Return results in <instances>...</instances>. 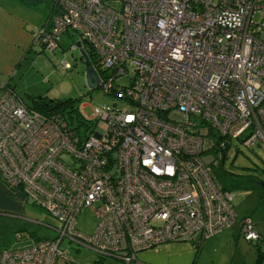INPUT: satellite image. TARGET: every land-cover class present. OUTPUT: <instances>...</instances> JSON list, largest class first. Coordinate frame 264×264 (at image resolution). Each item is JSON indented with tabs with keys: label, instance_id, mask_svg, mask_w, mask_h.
<instances>
[{
	"label": "built area",
	"instance_id": "built-area-1",
	"mask_svg": "<svg viewBox=\"0 0 264 264\" xmlns=\"http://www.w3.org/2000/svg\"><path fill=\"white\" fill-rule=\"evenodd\" d=\"M257 12L264 0H55L34 40L54 50L74 30L71 47L81 41L97 55V85L131 108L95 107L104 124L82 136L65 110L41 111L1 85L0 177L56 223L48 225L54 235L0 247V264H73L64 240L123 264H151L138 254L179 240L197 245L234 223L259 240L252 218H238L234 192L201 158L216 149L222 162L232 138L264 144ZM84 206L97 218L92 233L76 227Z\"/></svg>",
	"mask_w": 264,
	"mask_h": 264
},
{
	"label": "rangeland",
	"instance_id": "rangeland-1",
	"mask_svg": "<svg viewBox=\"0 0 264 264\" xmlns=\"http://www.w3.org/2000/svg\"><path fill=\"white\" fill-rule=\"evenodd\" d=\"M52 5L53 0H0V85L9 82L27 103L31 101L30 95L41 94L53 99L80 97L74 109L65 115L70 125L84 136L97 125L104 124L94 114L95 107L131 108V104L106 93L100 85L90 87L87 84L80 49L71 47L79 37L74 30L62 32L54 50L46 49L34 40ZM261 18L264 21V14L257 12L255 19ZM65 61L69 67L64 66ZM116 82L127 84L129 75L118 77ZM230 142L222 162L216 149L202 152L201 158L211 164L218 181L230 186L238 218L246 215L252 218L263 237L259 242L264 249V192L261 188L264 184V144L246 145L237 138ZM214 159H218L219 164H212ZM96 221L91 208L84 206L76 216V227L84 233H92ZM55 223L44 209L28 200L22 214H0V247H21L31 243L33 238L54 235L49 226ZM239 231L234 223L200 240L198 262L253 264L258 253L256 240L248 241ZM197 235L198 232L193 236L196 238ZM189 241L194 242L193 239ZM61 247L73 264H93L98 257V264H123L114 256L100 257L93 249L74 242L64 240ZM261 264H264V258Z\"/></svg>",
	"mask_w": 264,
	"mask_h": 264
},
{
	"label": "crops",
	"instance_id": "crops-1",
	"mask_svg": "<svg viewBox=\"0 0 264 264\" xmlns=\"http://www.w3.org/2000/svg\"><path fill=\"white\" fill-rule=\"evenodd\" d=\"M54 5L55 0H53V5L50 11L54 8ZM49 17L50 16H47V20L44 24L48 25ZM28 200L30 199L26 196L22 189L9 186L0 177V214H22ZM262 238L263 237L261 236V240ZM199 246L200 244L196 246L189 240H179L162 243L155 247L143 250L138 254V256L142 261L151 264H204L203 262H198L200 257ZM147 259H149V261Z\"/></svg>",
	"mask_w": 264,
	"mask_h": 264
},
{
	"label": "trees",
	"instance_id": "trees-1",
	"mask_svg": "<svg viewBox=\"0 0 264 264\" xmlns=\"http://www.w3.org/2000/svg\"><path fill=\"white\" fill-rule=\"evenodd\" d=\"M52 12H53V9L49 12L48 16H50L52 14ZM86 53L88 54V57L91 59V62L94 64L96 62V56L97 55H96V53L93 50L91 45H89L86 48ZM4 85L9 86L12 90L16 91L14 89V87L12 85H10L9 82H6ZM1 88L2 87L0 85V89ZM30 98H31V101L28 104L34 108H37L41 111L51 110V109L52 110H65V113L67 111H72L74 109L75 103H77V101L80 99V97H68V98H64V99H53V98L47 97L46 95H41V94L30 95ZM220 183L223 185V187L230 188L229 185H224L221 181H220ZM261 188L264 192V184L263 183L261 184ZM259 240H261V238ZM259 240L256 241V243H257L256 245H258V253H257L256 260L253 264H261V261L264 258V249H261V247H260L261 242H259ZM198 245H199V243L196 246H198ZM99 261H100V258L98 257L97 259L94 260L93 264H98Z\"/></svg>",
	"mask_w": 264,
	"mask_h": 264
},
{
	"label": "water",
	"instance_id": "water-1",
	"mask_svg": "<svg viewBox=\"0 0 264 264\" xmlns=\"http://www.w3.org/2000/svg\"><path fill=\"white\" fill-rule=\"evenodd\" d=\"M85 43L88 41L86 39L83 40ZM77 46H80L81 56L83 57L84 64H85V75H86V82L87 84L92 87L99 83V77L96 72L95 67L93 66L88 54L86 53L85 49L81 47V41L76 42ZM225 156V151H222V160Z\"/></svg>",
	"mask_w": 264,
	"mask_h": 264
},
{
	"label": "flooded vegetation",
	"instance_id": "flooded-vegetation-1",
	"mask_svg": "<svg viewBox=\"0 0 264 264\" xmlns=\"http://www.w3.org/2000/svg\"><path fill=\"white\" fill-rule=\"evenodd\" d=\"M91 60V59H90ZM99 76V75H98Z\"/></svg>",
	"mask_w": 264,
	"mask_h": 264
}]
</instances>
